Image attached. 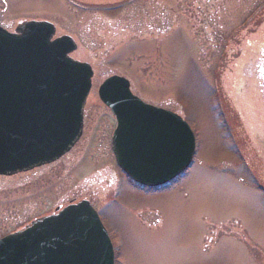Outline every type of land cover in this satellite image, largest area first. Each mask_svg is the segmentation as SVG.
I'll return each instance as SVG.
<instances>
[{
    "label": "rangeland",
    "instance_id": "374dc122",
    "mask_svg": "<svg viewBox=\"0 0 264 264\" xmlns=\"http://www.w3.org/2000/svg\"><path fill=\"white\" fill-rule=\"evenodd\" d=\"M74 4L69 17L64 0L9 5L10 15L60 25L56 37L74 40L71 57L94 76L71 152L0 176V239L87 200L116 264H264V0ZM4 22L15 30V21ZM112 75L125 77L145 103L180 115L195 134L191 167L161 189L134 184L116 164L115 118L98 96Z\"/></svg>",
    "mask_w": 264,
    "mask_h": 264
},
{
    "label": "water",
    "instance_id": "95a60500",
    "mask_svg": "<svg viewBox=\"0 0 264 264\" xmlns=\"http://www.w3.org/2000/svg\"><path fill=\"white\" fill-rule=\"evenodd\" d=\"M55 35L48 23L0 28V176L54 163L82 136L94 73L70 57L77 50L71 37ZM98 95L117 122V165L134 183L161 188L191 167L196 139L179 115L143 102L116 75ZM0 264H115V252L84 200L0 239Z\"/></svg>",
    "mask_w": 264,
    "mask_h": 264
},
{
    "label": "flooded vegetation",
    "instance_id": "af4514ba",
    "mask_svg": "<svg viewBox=\"0 0 264 264\" xmlns=\"http://www.w3.org/2000/svg\"><path fill=\"white\" fill-rule=\"evenodd\" d=\"M13 0H0V26L4 29H9L11 26H9L8 24H6V22L4 21H15L14 22H11V23H14L12 26H14L13 29H16L18 26L20 25H23L27 22H30V21H37V22H49L51 24H53L55 26L56 29H58L60 27V25H57L56 23H54L52 21V19H49L48 17L46 16H42V15H39V16H33V15H19V16H16V15H10L9 13L10 10H9V5L10 3H12ZM65 3H66V13L67 16L69 17V14H70V11L71 9L75 6V7H78L76 4H74V0H64ZM81 1H88V0H81ZM80 8V7H79ZM22 16V17H21ZM68 20V19H67ZM62 25H66V24H62ZM69 25V24H67Z\"/></svg>",
    "mask_w": 264,
    "mask_h": 264
}]
</instances>
